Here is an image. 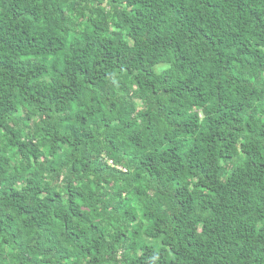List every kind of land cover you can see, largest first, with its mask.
Instances as JSON below:
<instances>
[{
  "label": "trees",
  "instance_id": "1",
  "mask_svg": "<svg viewBox=\"0 0 264 264\" xmlns=\"http://www.w3.org/2000/svg\"><path fill=\"white\" fill-rule=\"evenodd\" d=\"M0 264H264V0H0Z\"/></svg>",
  "mask_w": 264,
  "mask_h": 264
}]
</instances>
